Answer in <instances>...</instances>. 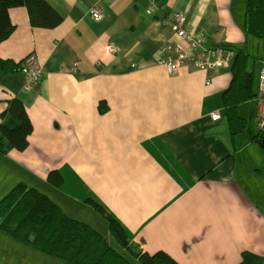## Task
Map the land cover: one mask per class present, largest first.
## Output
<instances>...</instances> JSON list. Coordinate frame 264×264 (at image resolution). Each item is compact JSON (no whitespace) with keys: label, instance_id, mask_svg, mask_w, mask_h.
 Instances as JSON below:
<instances>
[{"label":"crops","instance_id":"1","mask_svg":"<svg viewBox=\"0 0 264 264\" xmlns=\"http://www.w3.org/2000/svg\"><path fill=\"white\" fill-rule=\"evenodd\" d=\"M46 1L62 17L58 26H33L26 7H13L15 28L0 43L1 59L18 64L35 54L44 70L25 91L20 70L0 68V124L17 98L33 125L24 151L0 153V199L24 182L108 240V221L86 201L92 198L135 250L163 251L179 264H238L245 251L264 256L257 101L239 105L246 127L232 135L222 102L231 66L171 74L159 64L161 46L180 41L165 19L184 13L207 47L248 48L257 90L264 40L245 36L244 0ZM93 7L102 19L92 17ZM52 172L59 186L48 181ZM0 240L14 239L0 232Z\"/></svg>","mask_w":264,"mask_h":264},{"label":"trees","instance_id":"2","mask_svg":"<svg viewBox=\"0 0 264 264\" xmlns=\"http://www.w3.org/2000/svg\"><path fill=\"white\" fill-rule=\"evenodd\" d=\"M18 6L27 8L33 26L51 29L62 22L60 14L46 0H0V43L15 28L9 9ZM244 32L247 39L264 40V0H244ZM230 47L236 56L231 65L232 81L222 93V102L230 132L237 135L246 127V120L238 112L239 105L255 99L256 83L254 72L249 69L248 48ZM19 66L20 63L0 58V68L6 73L19 70ZM2 117L7 120L0 124V153L11 149L24 151L33 131L24 103L12 99ZM256 140L264 148V140L258 134ZM48 181L54 186L62 183L58 172L50 173ZM86 201L106 217L110 235L121 250L88 223L69 216L49 195L24 182L0 199V232L65 264H179L163 251L150 254L135 250L119 221L94 199ZM238 264H264V256L245 251Z\"/></svg>","mask_w":264,"mask_h":264},{"label":"built area","instance_id":"3","mask_svg":"<svg viewBox=\"0 0 264 264\" xmlns=\"http://www.w3.org/2000/svg\"><path fill=\"white\" fill-rule=\"evenodd\" d=\"M155 9V4L151 2L146 12L151 14ZM90 13L95 20H100L103 17L102 11L98 7H93ZM165 21L172 22L173 28L180 39L179 42L167 43L161 46L163 57L159 60V64L165 66L169 73L174 74L184 66L201 70H217L220 67L232 65L236 56L235 50L226 45L207 47L203 34L187 29L186 14L177 13L172 15L171 19H165ZM107 50L115 52L117 48L114 44H110ZM19 70L25 78V91L32 90L33 86L43 79V66L35 54L26 56L20 62ZM255 100L257 101V134L264 140V61L259 72ZM211 116L214 120L221 117L218 112H213Z\"/></svg>","mask_w":264,"mask_h":264},{"label":"rangeland","instance_id":"4","mask_svg":"<svg viewBox=\"0 0 264 264\" xmlns=\"http://www.w3.org/2000/svg\"><path fill=\"white\" fill-rule=\"evenodd\" d=\"M255 127L258 132L257 126ZM261 198L264 201V194L261 195ZM108 241L111 245H113V247L117 248L118 250H121L120 246L116 244L114 239L108 237ZM11 242L12 243L2 244L0 240V264H47L48 263V262H44L40 257H27V256H41L43 259H47L49 261L57 260L53 257H50L49 255H46L33 248H30L16 240L13 241L11 240ZM57 264H65V263L61 261H57Z\"/></svg>","mask_w":264,"mask_h":264}]
</instances>
